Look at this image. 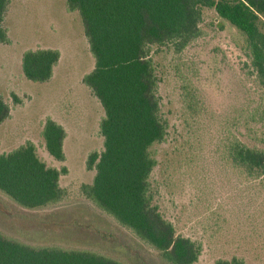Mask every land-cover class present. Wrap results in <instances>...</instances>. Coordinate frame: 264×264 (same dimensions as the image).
I'll list each match as a JSON object with an SVG mask.
<instances>
[{
  "label": "rangeland",
  "instance_id": "374dc122",
  "mask_svg": "<svg viewBox=\"0 0 264 264\" xmlns=\"http://www.w3.org/2000/svg\"><path fill=\"white\" fill-rule=\"evenodd\" d=\"M204 10V38L181 54L168 48L154 54L168 131L153 147L155 202L178 234L201 244L193 264L233 257L264 264V175L251 177L233 166L225 145L241 127L225 124L222 116L245 108L258 93L243 69L242 35L213 8ZM4 25L10 41L0 42V93L11 113L0 122V154L31 140L48 164L66 165L68 172L60 179L64 197L42 208L22 207L0 192V231L33 245L98 251L126 264H166L154 247L82 192L95 175L87 168L88 155L103 149L104 109L83 81L95 58L79 12L69 11L66 0H10ZM48 47L61 53L53 80L27 79L24 51ZM184 80L203 98L197 111L186 105ZM47 117L66 130L64 161L45 148Z\"/></svg>",
  "mask_w": 264,
  "mask_h": 264
},
{
  "label": "trees",
  "instance_id": "16d2710c",
  "mask_svg": "<svg viewBox=\"0 0 264 264\" xmlns=\"http://www.w3.org/2000/svg\"><path fill=\"white\" fill-rule=\"evenodd\" d=\"M10 0H0V42L10 37L4 25ZM69 11H78L95 58L84 83L100 101L103 149L88 155L87 168L94 169L92 183L82 192L97 207L158 251L166 264H193L202 246L177 233L159 205L151 181L157 165L153 147L165 140L167 122L161 113L160 77L154 54L168 48L181 54L204 38L205 8H213L243 37L240 50L243 69L258 93L245 108L224 112L227 125L237 126L225 145L234 167L248 176L264 175V0H66ZM61 53L56 48L24 51L21 67L32 81H47ZM183 81L187 107L199 110L203 98ZM11 106L0 93V122ZM42 135L47 152L64 161L67 136L62 124L47 117ZM66 165L48 164L28 140L0 154V192L18 205L38 209L57 203L64 195L60 179ZM0 264H126L89 249L59 245H33L0 231ZM212 264H245L241 258L217 259Z\"/></svg>",
  "mask_w": 264,
  "mask_h": 264
},
{
  "label": "crops",
  "instance_id": "0c3cea01",
  "mask_svg": "<svg viewBox=\"0 0 264 264\" xmlns=\"http://www.w3.org/2000/svg\"><path fill=\"white\" fill-rule=\"evenodd\" d=\"M60 59H61V57H60ZM60 59H59V61H60ZM59 61H58V63H59ZM58 63H57V65H58ZM57 65H56V66H57ZM56 66L54 67V73H53V76H52V78H54V74H55V69H56ZM52 78H51V79H52ZM52 80H53V79H52ZM52 80H51V81H52Z\"/></svg>",
  "mask_w": 264,
  "mask_h": 264
}]
</instances>
